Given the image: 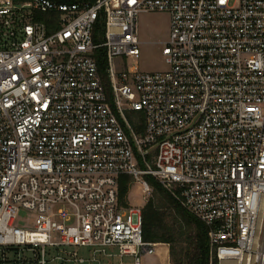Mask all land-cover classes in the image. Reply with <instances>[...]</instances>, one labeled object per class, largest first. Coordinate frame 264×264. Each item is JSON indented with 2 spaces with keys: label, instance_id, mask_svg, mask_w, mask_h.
<instances>
[{
  "label": "built area",
  "instance_id": "1",
  "mask_svg": "<svg viewBox=\"0 0 264 264\" xmlns=\"http://www.w3.org/2000/svg\"><path fill=\"white\" fill-rule=\"evenodd\" d=\"M144 11L171 16L169 68L119 70ZM148 176L208 226L210 264H264V0H0V264H142Z\"/></svg>",
  "mask_w": 264,
  "mask_h": 264
},
{
  "label": "rangeland",
  "instance_id": "2",
  "mask_svg": "<svg viewBox=\"0 0 264 264\" xmlns=\"http://www.w3.org/2000/svg\"><path fill=\"white\" fill-rule=\"evenodd\" d=\"M139 32L138 37L140 40V57L135 58L132 56H118L114 60L117 69L128 68L130 71H159L167 70L169 65L165 61L163 54V41L169 39L171 30V16L167 11H144L139 14L138 18ZM130 117L133 121H137V113L131 112ZM138 187V188H137ZM139 186L135 185L130 192L131 201L134 203H141L145 206L150 198L155 200L156 205L166 215V222L170 226L181 223L178 212L175 206L171 203L168 197L161 191L154 187V190L145 195L144 192L139 191ZM35 212L21 207L17 224L21 226L34 225ZM164 243V242H159ZM170 246V244L168 243ZM166 247L162 244L156 246L154 253H143L142 264H165L164 260L166 254ZM14 256V255H12ZM110 257L105 256L104 264H119L117 261L109 260ZM125 264H133L131 257H125ZM172 261V259H171ZM173 262V261H172ZM12 264H17L13 262ZM81 264H99L98 261H87Z\"/></svg>",
  "mask_w": 264,
  "mask_h": 264
},
{
  "label": "trees",
  "instance_id": "3",
  "mask_svg": "<svg viewBox=\"0 0 264 264\" xmlns=\"http://www.w3.org/2000/svg\"><path fill=\"white\" fill-rule=\"evenodd\" d=\"M55 18L59 17L56 13ZM49 17L48 14L39 13V18ZM105 24L99 18L95 29V40H103ZM100 68L106 76V58L103 49L98 50ZM106 82H107V77ZM138 126V125H137ZM142 131L141 125L138 126ZM154 187L164 193L175 206L181 223L170 226L166 215L150 198L143 207L144 239L149 242H165L170 244V255L174 264H210V240L208 226L192 213L184 209L181 204L167 191H165L153 177L148 176ZM131 176L125 174L120 177V196L124 198L130 189Z\"/></svg>",
  "mask_w": 264,
  "mask_h": 264
},
{
  "label": "crops",
  "instance_id": "4",
  "mask_svg": "<svg viewBox=\"0 0 264 264\" xmlns=\"http://www.w3.org/2000/svg\"><path fill=\"white\" fill-rule=\"evenodd\" d=\"M132 189H133V188H132ZM131 191H132V190H131ZM131 191H130V192H131ZM159 244H162V245H164V246L166 247L167 250H166V254L164 253V255H165L164 260H166V263H165V264H169V261L171 260L170 246L168 245V243H165V242H164V243H159ZM159 244H158V245H159ZM155 251H156V248H155ZM155 251H154V252H155ZM154 252H153V253H154ZM125 260H126V259H125Z\"/></svg>",
  "mask_w": 264,
  "mask_h": 264
}]
</instances>
